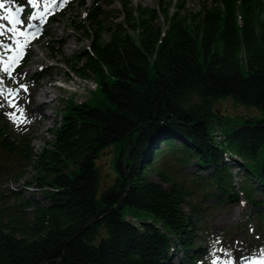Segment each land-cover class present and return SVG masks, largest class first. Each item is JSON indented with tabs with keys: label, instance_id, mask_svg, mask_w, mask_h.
Segmentation results:
<instances>
[{
	"label": "trees",
	"instance_id": "trees-1",
	"mask_svg": "<svg viewBox=\"0 0 264 264\" xmlns=\"http://www.w3.org/2000/svg\"><path fill=\"white\" fill-rule=\"evenodd\" d=\"M121 1V21L107 20L93 2L89 48L75 54L78 73L94 77L105 107L70 102L40 151L27 134L13 140L0 114V153L32 168L26 183L41 191L29 198L8 189L18 202L13 211L0 206V264H213L217 237L202 224L213 207L187 200L189 186L163 172L169 186L154 181L150 173L162 160L180 171L193 166L185 174L203 192L197 202L210 196L221 207L244 199L250 254L264 250V0H205L199 10H187L188 0H159L158 8ZM0 41L3 58L10 50ZM222 97L262 117L238 128L212 124L224 122L214 110ZM113 145L117 175L101 190L98 160ZM24 175L13 174L15 181ZM129 208L151 217L140 221Z\"/></svg>",
	"mask_w": 264,
	"mask_h": 264
},
{
	"label": "rangeland",
	"instance_id": "rangeland-1",
	"mask_svg": "<svg viewBox=\"0 0 264 264\" xmlns=\"http://www.w3.org/2000/svg\"><path fill=\"white\" fill-rule=\"evenodd\" d=\"M94 1L101 9L108 12L107 20L121 21L124 19L125 7L121 0H67V3H64L63 0H39V3L35 5L30 3V0H19L15 3L6 2L3 7H0V16H7L12 21L23 18L27 24L31 25V27H27V24L22 26L9 23V20H0V25L7 24L9 27L23 28L26 33L21 35L19 32H11L0 36V40H3L10 50L6 57L0 59V64L5 63V67L9 68L4 86L16 89L19 82L28 85L27 92L21 90L23 99L20 96L15 98L17 107L20 104L25 107L24 117H20L19 112L10 103H5L4 107L0 108V114L10 126L13 140H19L22 133L27 134L31 140L30 146L34 150L40 151L47 142L54 140L55 136L52 130L61 122L70 102L80 104L88 100L91 106L98 105L101 107L108 104L101 89H97L94 77H85L78 73L77 69L82 65L81 61L75 58V54H82L83 50L89 48L91 39L85 32L92 34L93 30L90 23L85 19ZM158 1L127 0V4L134 7L142 5L158 8ZM161 1L165 4L172 0ZM204 2L205 0H188L184 5L187 10H199ZM21 6L24 7L22 12L19 11ZM27 10H31V15L36 18L28 20ZM160 22H163V17ZM8 36H15V39L9 40ZM105 37L108 35L105 34ZM17 41L22 47L17 46ZM21 51H23V57L13 63L14 58ZM66 59L70 60L69 63L66 62ZM56 81L59 84H56ZM46 89L50 90L53 95L43 97L42 102L50 101V104L43 109L38 106L39 99H36V96ZM5 98L7 97H0V101ZM7 99L11 100L12 98ZM194 101H198V99L195 97ZM218 109L224 116V122L221 123L224 125L228 123L234 127L238 123H244L249 116L258 119L262 117L260 109L238 103L232 97L219 98L214 103V110ZM13 112H16L19 119H14L9 115ZM117 146L120 147V144ZM128 147L130 148L129 145ZM104 152L98 160L102 171L101 190L108 187L117 175L113 167V160L117 153L116 145L109 147ZM24 164L18 157L0 153V166L2 168L13 166L12 171L7 169L0 171V194L4 195L3 198L0 197V206H10L11 211H13L12 205L18 201L9 195V188L29 198L41 197V191L36 190L35 185L26 183L27 180H31L32 168L25 167ZM178 168V165L162 160L157 169L150 174L154 181L165 186H169L170 182L163 181L159 172L167 174L171 181L177 180L187 184L193 191L191 198L187 200L198 203L201 207H213L212 213L203 215L202 222L203 226L208 228L209 233L217 237L216 240H219V243L213 245L212 263L229 264L228 253L221 251V249H226L231 252L233 264H264V250L258 248L256 253L252 255L249 250L250 241H245L247 216L250 211L248 203L242 199L243 203L242 201L241 203H226L217 207L214 205L216 199L210 196L197 202L202 198L203 192L192 184V174L188 176L185 174L186 171L192 172L193 166H188L182 171ZM20 170L25 172L24 178L15 181L13 174L20 172ZM234 173L241 180L242 171L238 167H235ZM184 208L187 212L190 211L188 204H185ZM29 212L30 209L25 207L21 214L28 215ZM128 212L137 216L140 221L151 217L148 213L134 208H129ZM228 233L230 234L226 235ZM221 234H225L226 237L221 236ZM254 238H256V234L253 235ZM177 257H181V252L178 253ZM242 257L243 259H241Z\"/></svg>",
	"mask_w": 264,
	"mask_h": 264
},
{
	"label": "snow or ice",
	"instance_id": "snow-or-ice-1",
	"mask_svg": "<svg viewBox=\"0 0 264 264\" xmlns=\"http://www.w3.org/2000/svg\"><path fill=\"white\" fill-rule=\"evenodd\" d=\"M6 2L15 3L16 0H0V7H3ZM63 2L67 3V0H63ZM30 3H32L34 5L38 4L39 0H30ZM23 10H24V7L21 6L19 8V11L22 12ZM35 18L36 17L34 15H30L28 17V20L35 19ZM0 20H9V18L7 16H0ZM9 23L19 24V25H22V26L27 24L26 20H24L23 18L16 19L14 21L9 20ZM27 27H31V25L27 24ZM11 32H19V34H21V35L26 34L24 32L23 28L9 27L7 24L0 25V36L6 35L7 33H11ZM8 39L9 40L15 39V36H8ZM2 43L3 42L0 41V44H2ZM25 43H27V42H25ZM17 46L18 47H22V46L19 45V41H17ZM22 57H23V51H21L20 54L16 58H14L13 63H16V61H18ZM0 59H2V58H0ZM3 71L5 73H8L9 72V68L5 67V68H3ZM21 90H23V92H27L28 91V85H26V84H24L22 82H19L18 83V87L16 89L6 88L4 86V77L0 76V97H5V93H7V96L12 98L11 100H8L7 98H5L4 100L0 101V108L4 107L5 103H10L11 106L16 108L17 112H19L20 117H24L25 116V107H24V105L20 104L19 107H17V104L15 102V98L17 96H20V98L23 99V97L21 95ZM9 115L12 116L14 119H19V117L16 116V112L9 113ZM21 122H23V121H21ZM29 122H30V120H29ZM242 203H243V201H242ZM215 242L219 243V240H217ZM221 251H225V252L228 253V255H229V264H233V259H232L231 252L229 250H226V249H221ZM241 259H243V257Z\"/></svg>",
	"mask_w": 264,
	"mask_h": 264
},
{
	"label": "bare ground",
	"instance_id": "bare-ground-1",
	"mask_svg": "<svg viewBox=\"0 0 264 264\" xmlns=\"http://www.w3.org/2000/svg\"><path fill=\"white\" fill-rule=\"evenodd\" d=\"M39 28H41L40 25H39ZM22 39H24V38L22 37ZM52 95H53V94H52L51 91L48 90V89L44 90L43 92H40V93L38 94V96H36V99H39L38 106H40V107H42L43 109H45L46 106H47L48 104H50V101H48V102H42L43 97H45V96H52ZM5 96H6L7 98H9V97L7 96V93H5Z\"/></svg>",
	"mask_w": 264,
	"mask_h": 264
},
{
	"label": "water",
	"instance_id": "water-1",
	"mask_svg": "<svg viewBox=\"0 0 264 264\" xmlns=\"http://www.w3.org/2000/svg\"><path fill=\"white\" fill-rule=\"evenodd\" d=\"M170 118V117H169ZM210 123H212V124H219V125H223V123H221V122H219V121H214V122H210ZM234 127V126H233ZM239 126H235L234 128H238ZM128 150H129V147L127 148L126 147V149H125V155L127 154V152H128ZM122 207H123V204L121 203V205L118 207L119 209H122ZM54 262V264H61V262H62V259H58V260H55V261H53ZM41 264H50L49 262H47V263H41Z\"/></svg>",
	"mask_w": 264,
	"mask_h": 264
}]
</instances>
